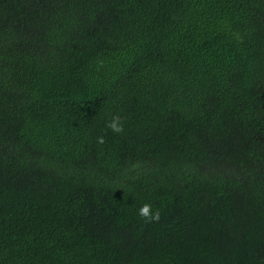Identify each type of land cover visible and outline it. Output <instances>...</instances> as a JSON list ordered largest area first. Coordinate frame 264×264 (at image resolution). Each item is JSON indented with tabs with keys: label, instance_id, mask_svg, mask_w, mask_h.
I'll use <instances>...</instances> for the list:
<instances>
[{
	"label": "trees",
	"instance_id": "trees-1",
	"mask_svg": "<svg viewBox=\"0 0 264 264\" xmlns=\"http://www.w3.org/2000/svg\"><path fill=\"white\" fill-rule=\"evenodd\" d=\"M0 264H264V0H0Z\"/></svg>",
	"mask_w": 264,
	"mask_h": 264
},
{
	"label": "clouds",
	"instance_id": "clouds-1",
	"mask_svg": "<svg viewBox=\"0 0 264 264\" xmlns=\"http://www.w3.org/2000/svg\"><path fill=\"white\" fill-rule=\"evenodd\" d=\"M106 127L110 129L114 133H122L124 131L122 118L119 115H114L111 120H109L106 124ZM97 143L103 144L104 138L103 136L97 137ZM138 215L139 217L146 223L151 222H158L160 219V213L159 210L156 212H152V206L148 203L143 204L138 209Z\"/></svg>",
	"mask_w": 264,
	"mask_h": 264
}]
</instances>
